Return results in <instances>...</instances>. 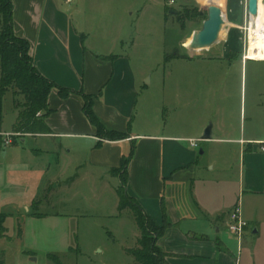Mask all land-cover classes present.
I'll use <instances>...</instances> for the list:
<instances>
[{"label":"crops","instance_id":"1","mask_svg":"<svg viewBox=\"0 0 264 264\" xmlns=\"http://www.w3.org/2000/svg\"><path fill=\"white\" fill-rule=\"evenodd\" d=\"M71 1L12 0L13 34L29 44L33 64L44 78L57 86L94 96L93 112L103 126L107 130L126 133L128 138L113 142L101 140L83 115L82 98L72 94L61 99L53 89L48 96L51 114L45 120L50 134L20 136L18 138L21 139L22 145L26 138L85 141L89 148L88 166L105 172L106 181H116L119 187L118 178L111 176L110 170L119 167L121 157L127 154L133 143L135 149L127 167L126 192L135 198L143 212L157 227L163 225L162 209L164 210L168 225L156 245L167 254V263L232 264L225 260L224 243L214 239L210 229L216 228V233L219 234L218 226H224L225 222L227 227V213L229 214L236 204L240 207V216L244 221L240 203L229 197L227 200L230 210L227 213L212 209L211 200L207 201L203 195L205 190L201 186L202 179L197 174L201 171L198 165L200 156L213 152L219 157L238 156V196H264V154L259 146V143L264 142V124L262 128L257 126L259 105L256 100L259 88L256 66L263 65L264 59H247L248 44L247 54L243 53V30L249 22L248 0H190L193 8L201 9V14L205 12L206 17L207 4L219 3L223 19L219 34L223 36L219 42L220 47L216 50L220 53L219 60L240 61L234 76L231 74V66L212 70L204 62H199L194 70L187 71L185 92H182L178 85L171 86L169 96L170 101L175 103V115L183 116V111L191 109L188 112L192 114L194 110L193 115L199 118L194 123L184 125L172 122L163 125L158 119V109L153 110L148 95H145L147 90L141 85L145 76L138 79L130 65L128 54L122 52L123 41L119 42L118 53H115V45L110 48L102 42L91 41L89 44L86 29L83 30L74 19L80 13L77 11L78 5L72 6ZM261 10L264 11V0H257L258 13ZM255 18L253 22L250 21L248 28L255 24ZM99 56L115 58L112 61H104L99 59ZM249 63L253 64V68L248 70ZM215 85L221 90L220 101L217 108H212L210 112L207 104L211 99V89ZM180 102H183L184 106ZM187 103L189 108L185 106ZM176 104H180L182 108L176 107ZM170 111H173L171 107ZM203 116L207 118L200 119ZM208 128L210 139L202 141L200 138ZM1 130L0 208L3 209H0V212L5 214V205L10 202L15 205L17 215L20 214V209L24 208L27 216L44 220L47 215L37 212L38 203L35 202L37 190L41 188L39 181L35 183L38 180L36 176L39 177L42 169L40 165L21 166L15 163L14 159L24 154L36 160L47 151L37 148L32 149V153L31 150L22 149L15 151L20 153L16 155L11 150L8 151L17 145L16 141H12L10 146L3 145V135L11 134L12 129ZM189 140L200 142L194 148L190 146ZM58 149L62 150V147ZM5 151L7 152L4 154ZM69 152L71 153V150ZM21 175H26L30 180L22 181ZM77 178L78 175H75L69 182ZM117 188L113 189L114 193ZM16 214L14 217L17 219V236L22 239L23 230ZM5 215V222L8 216L13 217L12 214ZM67 216L69 215L62 217L68 219ZM244 222L242 237L245 238L250 233L251 237L256 239L261 230L256 227L249 231L246 221ZM2 240L3 238L0 239ZM26 252L30 253L25 255V252H21L24 254L25 263L36 262L31 251ZM0 253L3 264H6V255L1 246ZM221 258L224 259L219 263ZM237 262L238 260L234 264H238ZM251 264L255 262L252 261Z\"/></svg>","mask_w":264,"mask_h":264},{"label":"rangeland","instance_id":"2","mask_svg":"<svg viewBox=\"0 0 264 264\" xmlns=\"http://www.w3.org/2000/svg\"><path fill=\"white\" fill-rule=\"evenodd\" d=\"M172 2L170 5V0H72L71 4L78 5L77 11L80 13L77 16L75 14L74 19L83 30L86 29L89 44L91 41L102 42L110 48L115 45V53H118L119 42H124L122 52L128 54L130 65L138 79L145 76L141 82L142 88L147 90L145 95H148L153 110L158 109V119L163 125L170 122L184 125L194 123L199 118L193 115L194 110L192 114L188 112L191 109L183 111V116L175 115V103L170 101L169 96L171 86L178 85L180 90L185 92L187 71L194 70L199 62H204L212 70L231 66V74L234 76L240 60H219L220 53L216 50L220 47L222 34L207 49L188 50L184 47L192 34L200 30L204 20L191 16L193 4L190 0ZM249 24L250 17L243 30L244 54ZM165 57L175 59L165 61ZM249 64L248 70L253 68V64ZM256 68L259 86L256 93L259 105L257 126L262 128L264 64L257 65ZM220 91L217 85L211 89V99L207 104L210 112L212 108H217ZM246 95L248 104V89ZM180 103L184 106L183 102ZM12 104V94L9 92L5 95L2 106L4 131H10L16 119ZM177 105L176 107L182 108L180 104ZM185 106L189 108V103ZM205 118L207 117L203 116L200 119ZM10 135H6L4 140H11V143L16 141L17 145L8 149L16 155L20 153L15 151L22 149L31 150L30 152L37 148L47 151L36 160L24 154L15 159L12 156L15 163L21 166L40 165L42 170L39 177L36 176L38 180L35 183L39 181L41 188L37 190L35 202L38 203L37 212L47 217L44 220L29 217L24 208H21L20 214L17 215L15 205L6 203L3 212L13 215L8 216L4 224L9 237L4 234L3 240L0 241L1 250H4L6 255V264H26L21 252L27 255L30 253L26 252L27 250L31 251L36 260L32 264H55L50 256L56 257L62 264H133V257L127 252L136 247L139 237L133 214L129 209L117 211V196L113 191L118 187L116 181L107 182L105 172L88 166V144L75 139L26 138L22 145L21 139ZM58 147H62V150ZM196 152L199 154L198 149ZM198 165L201 171L197 175L201 177V186L205 190L203 195L207 201L211 200L212 209L227 213L230 210L227 198L230 197L235 202L239 201L242 217L249 231L256 227L261 230L256 239L248 233L238 243L227 231L225 222L224 226H218L219 234L216 233V228L210 229L212 237L223 242L226 247L225 260L232 264L237 260L238 264H251L252 261L255 264H264V196H238V156L219 157L213 152L200 156ZM229 165L232 167H228ZM75 175H78V178L70 183L69 179ZM20 179L24 182L30 180L26 175H21ZM48 186L50 187L47 189ZM15 214L23 230L22 239L17 236ZM66 214L69 215L68 219L62 217ZM222 259L224 258L219 259V263Z\"/></svg>","mask_w":264,"mask_h":264},{"label":"trees","instance_id":"3","mask_svg":"<svg viewBox=\"0 0 264 264\" xmlns=\"http://www.w3.org/2000/svg\"><path fill=\"white\" fill-rule=\"evenodd\" d=\"M12 14V0H0V134L2 133L3 99L9 92L12 94V105L16 111V119L10 136L50 134L45 120L51 114V110L48 108V96L51 90L55 89L61 99L72 94L82 98L83 115L95 129L98 138L112 142L128 138L126 133L107 130L103 126L93 112L94 96L57 86L36 70L29 54V44L13 34ZM190 14L202 20L206 19V14H201L197 8H192ZM98 58L104 61H112L115 56H99ZM173 58L175 59V57ZM173 58L165 57V61ZM185 58L182 57V59ZM134 149L132 143L127 154L121 157L119 167L110 170L111 176L117 177L119 181V187L116 190L117 211L122 212L129 209L139 231L136 247L127 252L133 257V264H168L166 261L167 254L156 245L157 240L168 225L164 210L162 209L163 225L157 227L143 212L135 198L126 192L128 184L127 167L133 157ZM6 217L5 214L0 213V239L5 234L4 222ZM50 258L55 264H62L56 257L50 256ZM0 264H3L1 253Z\"/></svg>","mask_w":264,"mask_h":264},{"label":"water","instance_id":"4","mask_svg":"<svg viewBox=\"0 0 264 264\" xmlns=\"http://www.w3.org/2000/svg\"><path fill=\"white\" fill-rule=\"evenodd\" d=\"M247 12L249 17L257 14V0H248ZM223 19L218 2L207 4V17L202 22L200 30L194 32L187 46L188 50H202L211 47L218 39ZM202 141L210 139L209 128L204 131Z\"/></svg>","mask_w":264,"mask_h":264},{"label":"bare ground","instance_id":"5","mask_svg":"<svg viewBox=\"0 0 264 264\" xmlns=\"http://www.w3.org/2000/svg\"><path fill=\"white\" fill-rule=\"evenodd\" d=\"M258 13V11H257ZM255 24L248 28L247 33V44L249 48L248 58L261 60L264 59V11H260L258 15L256 14ZM250 21L253 22V18ZM190 40L185 44L187 47Z\"/></svg>","mask_w":264,"mask_h":264},{"label":"built area","instance_id":"6","mask_svg":"<svg viewBox=\"0 0 264 264\" xmlns=\"http://www.w3.org/2000/svg\"><path fill=\"white\" fill-rule=\"evenodd\" d=\"M66 1H70V0H66ZM173 2L170 1V5H172ZM247 33H248V28H247ZM247 54V52H246ZM247 57V56H246ZM247 59H249L247 57ZM6 136V135H3ZM200 142V140H189V144L191 147L196 148L198 146V143ZM4 144L5 145H9L11 144V140H4ZM260 146V150L261 152L264 154V142L263 143H259ZM245 230V222L241 219L240 216V207L238 204H236L232 210L230 211V213L228 214V224H227V231L234 236V238L237 239V242L239 243L240 239L242 238V235L244 233Z\"/></svg>","mask_w":264,"mask_h":264}]
</instances>
